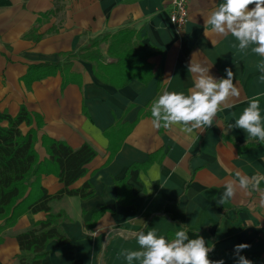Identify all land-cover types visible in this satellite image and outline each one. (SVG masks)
Segmentation results:
<instances>
[{"label": "crops", "instance_id": "obj_1", "mask_svg": "<svg viewBox=\"0 0 264 264\" xmlns=\"http://www.w3.org/2000/svg\"><path fill=\"white\" fill-rule=\"evenodd\" d=\"M220 2L191 0L188 23L177 29L170 21L169 0H0V111L16 116L24 105L43 117L36 146L41 159L47 157L43 135L74 150L88 144L97 152L87 174L71 186L78 189L89 182L94 195L64 196L50 203L53 213L64 212L69 218L62 228L70 242L52 241L42 264H128L121 252L139 250L134 233L155 229L171 240L181 225L190 239L203 237L212 246V261L236 264L235 246L248 244L239 255L264 264V206L259 194L238 190L228 203L220 202L225 182L236 171L264 174V145L238 147L236 142L249 141L247 134L228 128L253 96L259 97L264 117V73L256 67L264 57L234 47L238 42L231 35L209 31L205 36L204 19ZM57 5L62 10L50 14ZM125 28L139 32L146 49L160 52L149 59L154 77L148 84L134 80L116 89L101 83L92 65L80 60L72 72L82 76L81 86H63L61 73L34 82L30 89L22 80L30 65L59 62L63 53ZM183 41L189 53L180 63ZM108 48V41L101 43L105 57ZM192 59L211 65L209 74L216 79L227 78L225 69L231 68L240 96L230 99L231 106L217 114L213 125L193 138L177 128L155 129L152 102L165 90L188 93L194 86L188 72ZM116 123L135 125L108 162L111 140L106 132ZM118 140L112 144L117 146ZM123 180L133 195L130 205L119 203L117 182ZM41 183L51 195L64 188L55 175L42 176ZM46 216L28 213L0 234V264H19L16 235Z\"/></svg>", "mask_w": 264, "mask_h": 264}, {"label": "trees", "instance_id": "obj_2", "mask_svg": "<svg viewBox=\"0 0 264 264\" xmlns=\"http://www.w3.org/2000/svg\"><path fill=\"white\" fill-rule=\"evenodd\" d=\"M61 10L62 7L57 5L50 14H57ZM40 38L41 36H38L35 39ZM107 41L109 48L105 57L100 45ZM157 53H160L159 50L153 52L146 49L139 32L125 28L112 36L105 35L93 39L76 52L63 53L59 62L30 65L22 80L30 89L34 82L61 73L63 86L69 84L81 86L82 76L72 72L74 62L80 60L92 65L93 73L101 83L116 89H122L134 80L148 84L154 77V67L149 63V59ZM188 53L189 48L183 41L179 55L180 63L185 62ZM134 125L135 123L123 125L116 123L109 132H106L111 140L108 162L114 158ZM22 126L28 130L23 131ZM43 126V117L29 111L24 105L16 116L0 111V222H2L0 234L14 227L18 220L28 213L43 212L47 215L45 220L16 235L21 251L17 256L19 264H42L43 259L50 253L48 246L52 241H57L59 245L70 242L62 228V222L69 218L64 212H52L50 203L53 200H60L64 196L87 199L94 195L89 182L78 189H71V186L87 174V165L97 156L95 149L84 144L74 150L64 141L43 135L41 142L47 157L41 159L36 146L40 141L39 132ZM114 138H119L117 146L112 144ZM235 144L242 148L261 145L253 140ZM151 162L149 160L147 163ZM44 175H55L64 188L55 195L49 194L41 183ZM117 187L119 203L130 205L133 195L125 180L117 182ZM104 211L103 208L97 216Z\"/></svg>", "mask_w": 264, "mask_h": 264}, {"label": "clouds", "instance_id": "obj_3", "mask_svg": "<svg viewBox=\"0 0 264 264\" xmlns=\"http://www.w3.org/2000/svg\"><path fill=\"white\" fill-rule=\"evenodd\" d=\"M209 31L219 36L231 35L238 42L234 47L241 51L250 48L253 53L264 57V0H222L204 19L205 36ZM210 67L211 65L192 59L188 72L194 76V86L188 93L165 90L152 102L151 124L155 129L177 128L187 137L193 138L213 125L217 114L223 111L224 107L231 106L228 103L230 99L240 96L239 88L233 83L234 73L231 68L225 69L227 78L216 79L209 74ZM256 67L264 73V60ZM233 127L244 130L248 140L264 145V117L261 115L258 96L248 100L247 107L235 120L234 125H228L229 129ZM262 182L264 174L257 172L249 176L236 171L234 178L225 182V191L221 194L220 202L228 203L239 190L245 195L258 193L259 203L264 206ZM134 236L139 250L121 252L128 264L133 261H138L139 264H224L223 260H210L209 252L213 250L212 246L207 245L203 237L190 239L183 225L171 240L158 235L155 229L147 233L139 231L134 233ZM249 247L248 244L235 246L238 256L236 264H252L250 260L239 255Z\"/></svg>", "mask_w": 264, "mask_h": 264}, {"label": "built area", "instance_id": "obj_4", "mask_svg": "<svg viewBox=\"0 0 264 264\" xmlns=\"http://www.w3.org/2000/svg\"><path fill=\"white\" fill-rule=\"evenodd\" d=\"M191 0H169L170 21L177 29H183L188 23V6Z\"/></svg>", "mask_w": 264, "mask_h": 264}]
</instances>
